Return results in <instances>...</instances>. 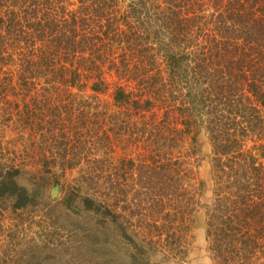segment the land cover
<instances>
[{"label": "trees", "instance_id": "obj_1", "mask_svg": "<svg viewBox=\"0 0 264 264\" xmlns=\"http://www.w3.org/2000/svg\"><path fill=\"white\" fill-rule=\"evenodd\" d=\"M77 2L71 10V0H0L1 92L31 91L42 78L69 91L109 95L116 108L92 112L85 104L75 113L69 103L75 100H68L57 106L64 109H8L6 120L16 117L25 130L46 125L53 136L74 139L38 170L62 177L63 184L56 181L62 187L72 183L82 205L99 212L102 207L106 217L118 197L114 177L125 197L118 203L128 199L125 175L137 173L141 185L131 189L132 201L143 197L148 211L141 224L156 228L159 220L153 213L149 221V214L173 201L174 218L164 214L162 226L178 223L182 230L195 178L185 159L173 154L188 143L187 155H196L204 135L218 190L206 223L209 250L216 264L248 262L250 253L264 248V0ZM112 135L143 140L151 162L138 168L124 159L113 177L105 159L79 151L81 136L109 144ZM11 166L0 172V200L26 208L33 196L16 176L30 171ZM124 218L127 227L117 230H130L142 242Z\"/></svg>", "mask_w": 264, "mask_h": 264}, {"label": "rangeland", "instance_id": "obj_2", "mask_svg": "<svg viewBox=\"0 0 264 264\" xmlns=\"http://www.w3.org/2000/svg\"><path fill=\"white\" fill-rule=\"evenodd\" d=\"M71 1L76 4L69 9L77 10V0ZM36 83L31 91L20 88L0 91V172L11 165L26 166L30 173H20L16 181L33 196L32 204L17 210L11 207L8 197L0 200V264H216L206 236L208 215L218 192L212 171V148L207 138L200 136L196 155H187L190 151L188 143L182 150L175 149L173 154V157L185 159L186 168L195 178L190 187L193 199L184 208L185 223L180 230L178 223L162 226L164 214L170 213L174 218L176 204L173 201L165 202L166 206L156 205L149 214V221L153 213L154 219L159 220L155 223L156 228L141 224V217L148 211L143 197L139 198L141 202L137 199L132 201L134 190L140 189L141 185V181H137V173L127 172L122 187L128 191V199L116 203L119 198L125 199L120 197L115 179L123 160L132 159L138 168L143 162H151L153 153L143 140L133 143L124 136L114 138L112 135L111 143L101 144L94 138L81 136L84 144L79 151L98 154L100 159L106 160L110 170L113 169L114 192L118 197L106 217L101 213L104 208L101 207L99 212L82 205L72 183H65L66 186L62 187L56 182L59 180L63 184L62 177L58 179L53 173L38 170L44 158L54 156L58 159L55 154L74 140L72 136H53L46 125L41 126V131L25 130L16 117L7 121L6 116L10 108L14 112L48 107L64 109L57 106H63L68 100H75L69 102L75 113L85 110V104L91 106L89 110L92 112H111L116 110L111 97H95L90 88H70L69 91L65 87L47 84L42 78ZM4 99L13 103L6 104ZM252 145L248 139L246 148L250 149ZM73 175L78 176V173ZM124 216L132 220L133 228L142 235V242L132 236L130 230H117L120 224L126 226ZM226 264H264V248L250 253L246 263L231 259Z\"/></svg>", "mask_w": 264, "mask_h": 264}]
</instances>
